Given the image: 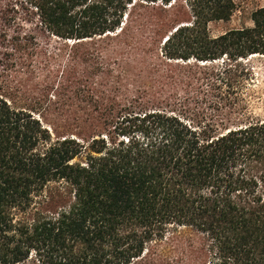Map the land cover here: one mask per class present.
<instances>
[{
  "label": "trees",
  "instance_id": "obj_1",
  "mask_svg": "<svg viewBox=\"0 0 264 264\" xmlns=\"http://www.w3.org/2000/svg\"><path fill=\"white\" fill-rule=\"evenodd\" d=\"M172 2L0 0V68L18 49L4 43L9 7L83 42L119 31L137 4ZM182 2L187 19L174 20L158 58L178 64L181 94L119 100L78 82L52 103L0 80V264H264V121L222 94L251 85L264 8L252 27L214 38L208 25L229 21L236 1Z\"/></svg>",
  "mask_w": 264,
  "mask_h": 264
},
{
  "label": "rangeland",
  "instance_id": "obj_2",
  "mask_svg": "<svg viewBox=\"0 0 264 264\" xmlns=\"http://www.w3.org/2000/svg\"><path fill=\"white\" fill-rule=\"evenodd\" d=\"M235 1L236 12L229 21L208 25L211 37L252 27V14L264 8V0ZM8 10L12 16L6 32L10 43H4L10 45L12 42L18 49L7 50L10 64L6 70H3L6 66L0 68V80L10 83L13 96L33 101L45 97L56 103L70 96L78 82L97 91L111 90L119 100L139 96L149 101H162L182 93L184 83L178 74V64L169 65L158 59L161 43L173 30L174 20L184 23L187 19L183 15L182 0H173L166 9L137 4L129 9L119 31L83 42L63 41L48 35L20 4ZM5 51L0 48V53ZM1 57L2 54L0 62ZM246 63L253 73L251 85L248 88L238 86L236 94L222 92L229 96L223 103L229 105L231 102L238 110L248 104L251 117L264 121V57H254ZM214 95L213 104L220 101L221 94ZM44 121L48 128L61 124L60 117L53 112L46 114Z\"/></svg>",
  "mask_w": 264,
  "mask_h": 264
}]
</instances>
